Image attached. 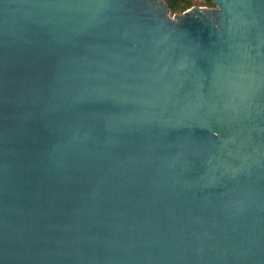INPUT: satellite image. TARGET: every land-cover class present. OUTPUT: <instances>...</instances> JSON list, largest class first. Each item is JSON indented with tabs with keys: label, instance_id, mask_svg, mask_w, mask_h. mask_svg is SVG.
<instances>
[{
	"label": "water",
	"instance_id": "1",
	"mask_svg": "<svg viewBox=\"0 0 264 264\" xmlns=\"http://www.w3.org/2000/svg\"><path fill=\"white\" fill-rule=\"evenodd\" d=\"M0 0V264H264V0Z\"/></svg>",
	"mask_w": 264,
	"mask_h": 264
},
{
	"label": "trees",
	"instance_id": "2",
	"mask_svg": "<svg viewBox=\"0 0 264 264\" xmlns=\"http://www.w3.org/2000/svg\"><path fill=\"white\" fill-rule=\"evenodd\" d=\"M171 14L182 13L190 9L197 0H163ZM203 6L214 7L211 0H201Z\"/></svg>",
	"mask_w": 264,
	"mask_h": 264
},
{
	"label": "rangeland",
	"instance_id": "3",
	"mask_svg": "<svg viewBox=\"0 0 264 264\" xmlns=\"http://www.w3.org/2000/svg\"><path fill=\"white\" fill-rule=\"evenodd\" d=\"M203 5H204V4H203V2H201V0H197V1L194 2V5H193L192 7H206V8H208V9L213 8V7L203 6ZM192 7H191V8H192ZM178 14H180V13L171 14V13L169 12V15H170V16H174V15H178Z\"/></svg>",
	"mask_w": 264,
	"mask_h": 264
}]
</instances>
